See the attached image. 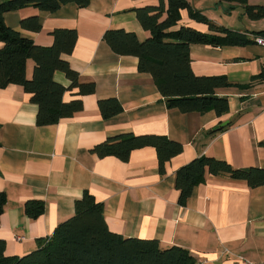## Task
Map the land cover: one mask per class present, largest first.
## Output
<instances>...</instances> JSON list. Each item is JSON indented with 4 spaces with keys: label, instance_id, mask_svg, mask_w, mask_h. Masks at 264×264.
I'll list each match as a JSON object with an SVG mask.
<instances>
[{
    "label": "crops",
    "instance_id": "crops-1",
    "mask_svg": "<svg viewBox=\"0 0 264 264\" xmlns=\"http://www.w3.org/2000/svg\"><path fill=\"white\" fill-rule=\"evenodd\" d=\"M161 1L167 3L68 2L53 12L26 5L5 14L9 27L42 46L53 44L54 29H76L74 51L63 58L81 81L96 84L91 94L67 90L64 100L81 98L83 110L48 125L37 124L38 105L23 86L0 88V191L7 196L0 239L6 242V255L35 250L39 239L50 237L75 213L76 200L89 191L104 203L109 228L125 237L157 239L163 248L185 247L204 264H241L240 256L264 261V184L251 187L229 174H208L186 205L179 203L175 185L177 170L202 155L226 160L235 168H264V46L254 40V31L264 30V16L251 19L238 2L188 0L215 23L245 33L251 42L191 44L195 74L225 75L230 81L218 90L229 97V110L222 115L213 109L184 113L168 107L152 74L139 70L137 56L117 54L103 38L109 29H125L146 39L150 32L139 21L137 9ZM249 3L264 6V0ZM30 17L39 18V30L22 26ZM180 26L209 32L208 24L190 17L187 9L181 10L173 28ZM33 70L34 61L28 59L29 78ZM54 77L67 88L71 84L62 71ZM110 97L120 100L123 111L104 118L99 100ZM218 126L225 128L215 131ZM126 133L167 135L184 149L167 161L165 172L153 146L133 150L127 161L91 151L108 137ZM33 199L45 204L37 218L25 211V203Z\"/></svg>",
    "mask_w": 264,
    "mask_h": 264
},
{
    "label": "trees",
    "instance_id": "trees-1",
    "mask_svg": "<svg viewBox=\"0 0 264 264\" xmlns=\"http://www.w3.org/2000/svg\"><path fill=\"white\" fill-rule=\"evenodd\" d=\"M245 5L251 19L264 16L263 5H251L249 0H223ZM76 2L86 6L90 0H6L0 3V88L19 84L38 105L37 124L48 125L63 118L73 117L84 108L81 98L64 100L67 90L78 88V95L91 94L96 90L94 81L83 82L80 74L63 58L71 54L77 43L76 29L57 28L52 31V45L42 46L9 27L5 14L26 5H33L46 11H56L63 4ZM187 9L190 17L204 22L209 32L191 26H176L181 19V10ZM142 26L150 32L140 40L136 33L125 29H109L103 38L112 50L120 55H134L139 58L138 68L152 74L155 84L165 97L169 108L181 112L204 113L215 110L222 115L229 110V97L218 94V90L230 86L225 75H197L191 65L190 46L193 43L213 46L242 45L251 42L243 32L215 23L188 0L161 1L158 6L137 9ZM25 28L39 30L38 17L21 21ZM264 36V30L254 31ZM33 59L32 77L27 76V60ZM62 71L71 80L67 88L55 80V72ZM99 109L104 118H110L123 111V105L116 97L99 100ZM225 126H218L215 131ZM153 146L157 150L159 168L165 166L174 156L180 154L182 143L167 135L133 133L108 137L95 145L91 151L99 157L116 156L127 161L133 150ZM208 174H229L244 179L251 187L264 184V168L250 166L235 168L226 160L202 155L180 167L176 172V188L180 191L179 203L186 205L195 187L204 183ZM7 196L0 191V221ZM25 211L31 218H37L45 211L43 200H29ZM6 242L0 239V264H204L187 248L172 245L163 248L157 239L125 237L113 232L105 217L104 203L85 191L76 200L75 213L63 220L48 238H41L38 247L23 256L5 254Z\"/></svg>",
    "mask_w": 264,
    "mask_h": 264
},
{
    "label": "built area",
    "instance_id": "built-area-1",
    "mask_svg": "<svg viewBox=\"0 0 264 264\" xmlns=\"http://www.w3.org/2000/svg\"><path fill=\"white\" fill-rule=\"evenodd\" d=\"M254 40L260 44L264 46V36L261 35H255L254 36ZM18 240L22 239L23 237L21 236H17L16 237ZM240 260H241V264H264V261L262 262H256L251 260L250 258L244 257V256H240Z\"/></svg>",
    "mask_w": 264,
    "mask_h": 264
},
{
    "label": "water",
    "instance_id": "water-1",
    "mask_svg": "<svg viewBox=\"0 0 264 264\" xmlns=\"http://www.w3.org/2000/svg\"><path fill=\"white\" fill-rule=\"evenodd\" d=\"M215 264H221L220 262H215Z\"/></svg>",
    "mask_w": 264,
    "mask_h": 264
}]
</instances>
